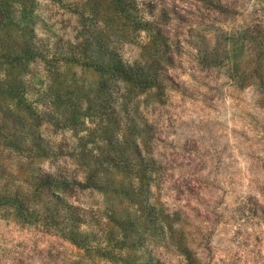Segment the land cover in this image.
Masks as SVG:
<instances>
[{"label":"rangeland","instance_id":"rangeland-1","mask_svg":"<svg viewBox=\"0 0 264 264\" xmlns=\"http://www.w3.org/2000/svg\"><path fill=\"white\" fill-rule=\"evenodd\" d=\"M39 168L85 244L7 201ZM0 264H264V0H0Z\"/></svg>","mask_w":264,"mask_h":264},{"label":"trees","instance_id":"trees-1","mask_svg":"<svg viewBox=\"0 0 264 264\" xmlns=\"http://www.w3.org/2000/svg\"><path fill=\"white\" fill-rule=\"evenodd\" d=\"M157 39L158 37L156 36L155 40ZM87 51H90L92 55H95V58L86 62V60H82L83 56L82 53L80 54L79 50H73L71 60L85 62V65H93L96 70H100L102 73L104 72V74L110 77L119 76L122 80H125L130 84L137 85L141 83L147 87H152L154 85L153 76L145 73L142 69L143 67L139 68L132 63L126 62L122 57H116L106 44L96 43V45H90ZM90 52L88 54H91ZM33 179L34 186L29 187L28 190H26H30L31 192H23L20 194L16 192L14 194H9L7 196L9 204L12 203L14 207H21L22 210H24L23 212H25V210L28 212L31 209V206L26 205L24 199H27L28 194L34 195L35 202L41 206L45 212L50 214L49 217L51 220L54 216H57L58 223H61L59 224L60 227H62L61 229L69 230V233L72 234L70 237L76 244H85L87 242V237L86 233L83 232V229L81 230V228L83 224L89 222L87 220V215L83 211H76L73 204L68 201L69 199L67 198V195L60 191H65L67 189L69 185L68 177L59 171H46L39 168L37 176H34ZM86 179L87 181L85 182L81 180L78 181V183H80L79 185L83 188L101 186L100 181L102 180V177L97 178L96 174H91L87 176ZM21 196L25 198L23 199ZM10 199H12V201H10ZM29 213L36 214V211H31Z\"/></svg>","mask_w":264,"mask_h":264}]
</instances>
